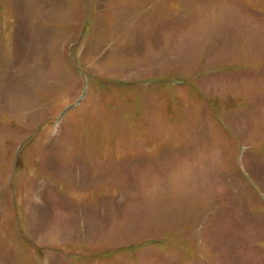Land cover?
Listing matches in <instances>:
<instances>
[{"label": "rangeland", "instance_id": "374dc122", "mask_svg": "<svg viewBox=\"0 0 264 264\" xmlns=\"http://www.w3.org/2000/svg\"><path fill=\"white\" fill-rule=\"evenodd\" d=\"M0 264H264V0H0Z\"/></svg>", "mask_w": 264, "mask_h": 264}]
</instances>
